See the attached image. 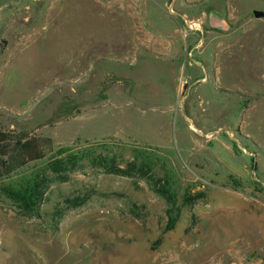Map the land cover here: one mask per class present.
Masks as SVG:
<instances>
[{"label": "rangeland", "instance_id": "1", "mask_svg": "<svg viewBox=\"0 0 264 264\" xmlns=\"http://www.w3.org/2000/svg\"><path fill=\"white\" fill-rule=\"evenodd\" d=\"M254 10L0 0V131L45 150L0 176V264H264Z\"/></svg>", "mask_w": 264, "mask_h": 264}, {"label": "trees", "instance_id": "2", "mask_svg": "<svg viewBox=\"0 0 264 264\" xmlns=\"http://www.w3.org/2000/svg\"><path fill=\"white\" fill-rule=\"evenodd\" d=\"M41 141L42 139L38 136L29 135V133L26 132L8 133L0 131V167L5 169V172L0 171V176L10 173L29 161L43 158L45 150L42 147ZM52 164L54 171H60L64 162L61 159H57ZM35 187L36 183L34 182L31 189L29 186V189L25 188L23 191H20V199L27 207L34 202L31 192L35 191L38 193ZM77 200L76 198L75 201H73V205L80 203V201ZM173 224L174 220L172 218L166 225V229L172 228Z\"/></svg>", "mask_w": 264, "mask_h": 264}, {"label": "water", "instance_id": "3", "mask_svg": "<svg viewBox=\"0 0 264 264\" xmlns=\"http://www.w3.org/2000/svg\"><path fill=\"white\" fill-rule=\"evenodd\" d=\"M253 15L255 17H263L264 16V11H262V10H254L253 11Z\"/></svg>", "mask_w": 264, "mask_h": 264}]
</instances>
